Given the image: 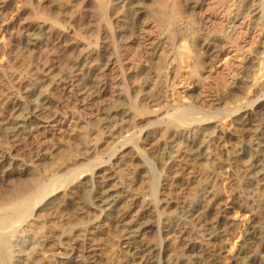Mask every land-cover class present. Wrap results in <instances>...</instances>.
<instances>
[{"label":"bare ground","instance_id":"6f19581e","mask_svg":"<svg viewBox=\"0 0 264 264\" xmlns=\"http://www.w3.org/2000/svg\"><path fill=\"white\" fill-rule=\"evenodd\" d=\"M148 1L0 0V264H16L9 250L19 236L22 264H40L52 245L58 264H101L107 227L121 235L128 264H264V101L242 116L238 106L217 109L264 94V0H175L160 38ZM91 6L101 17L83 13ZM184 15L196 18L198 35L177 46L174 21ZM158 67L165 84L155 90ZM213 86L225 90L211 101ZM106 102L113 107L102 109ZM150 119L161 123L133 146L134 123ZM160 140L173 185H190L203 161L221 171L220 187H207L186 211L189 221L162 213L173 203L160 201L147 173L120 183V165H149L148 147ZM71 141L83 153L64 169L77 179L49 191L38 176L55 143ZM107 144H122L123 155L86 175L91 165L80 163ZM236 171L248 196L231 189ZM29 176L30 188H10ZM45 211L70 222L92 216L58 235L43 229Z\"/></svg>","mask_w":264,"mask_h":264},{"label":"rangeland","instance_id":"374dc122","mask_svg":"<svg viewBox=\"0 0 264 264\" xmlns=\"http://www.w3.org/2000/svg\"><path fill=\"white\" fill-rule=\"evenodd\" d=\"M174 5L175 0H150L146 3V9L147 11H149V15L147 16V18L157 26V28L154 30V33L158 38L162 37L172 25L169 21L171 20L170 18L174 16ZM83 13L88 14L89 16L101 17L100 11H98L97 8H93L92 6L87 7L85 9V12ZM174 23L177 25L176 28L178 29H176L175 36L179 37L177 38V41L179 42L175 40V42L177 43L176 45L178 46L183 42L193 44V41L198 35L199 29V25L196 18L194 16L184 15L176 19ZM139 60L140 59L138 57L134 58V64H136V67H138L139 65ZM158 72L160 78L158 79V82L154 87L155 90H158L162 85L165 84L164 76L166 74V69L158 67ZM136 81L139 85H142L143 80H141V77L139 80ZM224 90L225 88H223V86H213L212 88H210L208 90V94L210 96L211 101L215 100L216 97L223 94ZM259 97L261 98L254 99V102L252 100L250 104L244 103V101H238L237 103H230L229 105L224 104L220 107H217V109H219V111H223L227 106H229L230 108H237L238 106L241 107L240 116H242L248 110L254 108L255 106L259 105L264 101V94H261ZM159 99L160 101H163L164 94L159 95ZM111 107H113V104L111 102H106L102 106V109H107ZM186 108L187 106H182L179 108V110ZM197 113H199L197 108L190 109L191 116H196ZM223 119L224 117L219 118V120ZM261 120L264 121V111H262L261 113ZM159 122L161 123V121L151 119L144 122H135L133 125V129L134 131H136V137L134 141L131 142V144L134 146L140 143L139 137L141 136V132H144L146 130L152 131L153 129H155L156 126L160 124ZM218 124L219 121L214 120L211 124L206 125L205 127L213 128L215 125ZM163 144L164 141L160 140V142H154L148 147L147 154L150 159L149 165H141L138 162L136 163L131 162L129 160H125L126 162L121 164L120 168L118 169V172H120V183L129 184L132 181L136 182L140 174L147 173L148 184L153 185L155 188H157V190H159L160 201L164 203L163 200H167L173 203L170 209H167L162 213L168 215L167 217L170 216L180 220L186 219V211L193 205L194 202L201 200L204 197L207 187H209V189L211 190H215L220 187L219 180L217 176L214 175V172H217V174H219L221 173V171L217 167L216 163H214L213 161L200 162L195 166L196 178L193 179L190 185L177 187L173 185L172 177L170 176L166 168L161 165L160 162L159 155L160 149L162 148L161 146ZM101 150L102 151L101 153H99V155H91L88 161H82L80 163L82 165H91L90 168H86V175H91L92 171L97 168L103 167L105 164L100 166L102 162H111L115 155H117L118 157L122 156L123 152L125 151V147L122 144H107L104 145ZM82 153V145L77 141H71L69 146L61 148L56 142L54 146V151L50 155L51 160L47 161L46 167L42 169V171L40 172V176H38L41 185L48 187L49 191H51L55 187H62L64 189L65 187L70 186V183L75 181L78 175L75 174V172L73 171L68 172V170L64 169V167H66L69 163L72 162L71 159L75 158L76 160L80 158ZM113 162L116 163L117 158H114ZM34 179V176H29L26 177L22 182L14 181L10 185V188H30L31 186H33ZM231 182V189H235L236 192L248 196L246 190L242 186L243 177L240 176L238 171H236L231 177ZM91 197L92 196H90V199ZM79 203L85 204V201L80 199ZM160 211H162V209H160ZM51 212L52 211H45L44 215L46 214V216L39 218V221L41 222V224L45 225L43 229H46V231L48 232L53 231L55 234L58 235L62 233L70 234V231L74 227V225L80 223L82 225H85L86 223H88V219L92 216V214L89 217L87 215H84L82 217L78 216L81 219L80 222H76L73 219H71L70 222V219H68L69 217H71L70 215L60 212H54L55 214L51 215ZM43 229L37 230L36 234L42 235L39 234V232L43 231ZM103 232L104 233L100 237L99 241V245L104 253V262H101V264H128L127 258L123 254L121 246V235L117 233L112 227H107L106 229H104ZM21 237L22 236L12 238V242L10 245L11 248L9 250V253L12 258V263L16 262V264H20L21 262H24V260L20 256L17 257V251L15 249L16 242L20 240ZM23 237L25 238V235ZM149 237L152 238L153 235H149ZM40 253L42 254V258L36 257L34 261L40 260V264H58L59 254L56 250L55 245L49 246Z\"/></svg>","mask_w":264,"mask_h":264}]
</instances>
